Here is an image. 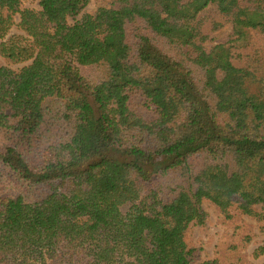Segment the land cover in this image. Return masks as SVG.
I'll return each instance as SVG.
<instances>
[{
  "label": "trees",
  "instance_id": "16d2710c",
  "mask_svg": "<svg viewBox=\"0 0 264 264\" xmlns=\"http://www.w3.org/2000/svg\"><path fill=\"white\" fill-rule=\"evenodd\" d=\"M38 1L0 0V264H221L185 237L264 224V0Z\"/></svg>",
  "mask_w": 264,
  "mask_h": 264
},
{
  "label": "rangeland",
  "instance_id": "374dc122",
  "mask_svg": "<svg viewBox=\"0 0 264 264\" xmlns=\"http://www.w3.org/2000/svg\"><path fill=\"white\" fill-rule=\"evenodd\" d=\"M101 6L117 7L118 0H92L82 15L76 20H70V23L74 24ZM21 8L41 11L38 0H22ZM16 18L18 20L19 16ZM21 33L18 27H13L8 38ZM231 35L232 26L227 24L216 35V42H226ZM253 37L252 43L240 50L241 56L236 58L235 63L240 67L249 64L254 68L262 67L264 73V44L259 34L254 33ZM260 54L262 63L258 62ZM0 63H5L1 57ZM202 209L205 212V221L191 225L185 237L189 247L195 251L196 262L219 260L221 264H264V253L261 252L264 247V224L239 214L234 216L235 212L232 213L233 218L229 219L208 201L203 203Z\"/></svg>",
  "mask_w": 264,
  "mask_h": 264
}]
</instances>
